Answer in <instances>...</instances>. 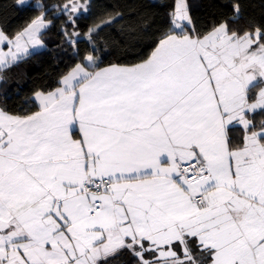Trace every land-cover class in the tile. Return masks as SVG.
Segmentation results:
<instances>
[{"label":"snow or ice","instance_id":"6c2138e0","mask_svg":"<svg viewBox=\"0 0 264 264\" xmlns=\"http://www.w3.org/2000/svg\"><path fill=\"white\" fill-rule=\"evenodd\" d=\"M54 7L72 23L91 10ZM168 15L141 62L89 54L24 101L38 110L0 108V264H108L125 250L134 264H264V120L247 115L264 110V25L201 32L188 0ZM47 27L41 15L0 29V68L35 54Z\"/></svg>","mask_w":264,"mask_h":264},{"label":"trees","instance_id":"16d2710c","mask_svg":"<svg viewBox=\"0 0 264 264\" xmlns=\"http://www.w3.org/2000/svg\"><path fill=\"white\" fill-rule=\"evenodd\" d=\"M36 1L41 5H36ZM236 2L241 6V16L233 20L232 5ZM65 3L68 0H31L23 5L19 0H0V28L9 37L25 29L40 13H44L48 24L40 35L45 45L43 49L0 68V108L14 113H21L22 108L29 112L38 110L35 105H25L24 101L36 92H48L60 86L59 81L77 63H82L87 54L99 55L101 67L141 62L169 26L168 14L175 0H90L89 13L79 19L70 14L75 23L59 7H54ZM188 3L194 27L201 32L223 21L241 33L264 25V0H188ZM97 25L102 26L93 31L90 39L88 30ZM248 116L258 125L264 120V110L248 113ZM240 134L239 127L232 133L235 138ZM108 264H134V258L125 250L109 257Z\"/></svg>","mask_w":264,"mask_h":264},{"label":"rangeland","instance_id":"374dc122","mask_svg":"<svg viewBox=\"0 0 264 264\" xmlns=\"http://www.w3.org/2000/svg\"><path fill=\"white\" fill-rule=\"evenodd\" d=\"M30 1H31V0H25V3H24V4L29 3ZM80 3H84V1H82V2H80ZM35 4L40 6V5H41V2H40V1H36ZM81 11H82V10H81ZM41 15L44 16V13H40L38 16H41ZM73 15H76V14H73ZM38 16H37V17H38ZM45 23H47L46 20H45ZM42 30H44V29H42ZM42 30H41V31H42ZM40 39H41V37H40ZM69 40H70V41H74V39L71 38V37H69ZM41 41H42V39H41ZM44 47H45V45H44V42L42 41V45H41V46H37V48L35 49V51L41 50V49H43ZM29 49H31V51H34L33 48H31V47H29Z\"/></svg>","mask_w":264,"mask_h":264},{"label":"crops","instance_id":"0c3cea01","mask_svg":"<svg viewBox=\"0 0 264 264\" xmlns=\"http://www.w3.org/2000/svg\"><path fill=\"white\" fill-rule=\"evenodd\" d=\"M79 2H82V1L79 0ZM84 2H85V1H84ZM0 29H1V28H0ZM4 50H7V45L4 46ZM29 52H31V49H29ZM87 55H89V54H87ZM23 56H24V55H23ZM23 56H22V57H23ZM85 57H86V56H85ZM83 62H85V58H84V61H83ZM121 65H124V64H121ZM104 67H106V66H104ZM60 86H61V85H60ZM58 87H59V86H58ZM39 92H41V91H39ZM247 115H248V114H247ZM248 117H249V116H248Z\"/></svg>","mask_w":264,"mask_h":264}]
</instances>
